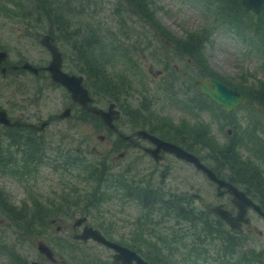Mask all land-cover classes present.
<instances>
[{
	"label": "rangeland",
	"instance_id": "obj_1",
	"mask_svg": "<svg viewBox=\"0 0 264 264\" xmlns=\"http://www.w3.org/2000/svg\"><path fill=\"white\" fill-rule=\"evenodd\" d=\"M5 1L12 6L16 20L22 22L10 33L12 41L18 42L20 52L30 53L32 63L49 60L40 39L50 26L56 25H52L56 21L50 17L52 12L68 15L67 19L64 17L68 23L61 25L63 31L57 32L62 37L63 66L68 72L84 76V85L95 99V106L107 107L115 83L120 88V104L147 106L154 112L149 111L151 121L175 130L174 137L181 132L187 134L191 124L194 130L201 127L197 132L198 142L202 144L195 143L193 148L205 164L215 167L220 177L245 191L244 180L250 175L257 179L253 174L255 167L264 182V106L254 100L260 92L264 95V48L259 37L255 41L250 27L257 22L253 13H242L234 4V8L229 2L221 4L222 0H139L140 9L130 5L128 0ZM231 1L240 4V0ZM220 8H228L226 12L231 15L222 13ZM238 20L244 24L239 25ZM151 21L158 23L161 32ZM67 24L70 25L67 27ZM162 31L167 37L162 36ZM69 33L73 37L66 38ZM201 40V47L196 50L195 45L199 46ZM191 47L197 56L186 51ZM165 57L174 58L173 61L175 57H190L194 63L186 65L185 59L176 60L179 75L174 72L173 64L166 63ZM96 60L105 65L106 77L98 75L92 80L86 79L80 70L88 69L87 64L92 66ZM206 73L214 74L242 92L243 102L223 115L222 106L212 104L193 88L191 81ZM190 87L194 89L193 94ZM44 101L43 115L50 120L43 135L45 146L48 154L54 155V151L58 153L61 149L64 156L27 161L22 155L9 169L2 166L0 264H29L32 259H43L37 248L39 242L49 246L60 263L113 264V250L93 239L74 238L85 223L112 241L131 249L135 247V250L142 247L146 254L156 252L150 245L154 237L169 240L170 244L163 246L160 252L162 264H172L176 258L177 264H194L188 257L192 242L204 248L199 250L203 254L197 264H219L221 257L217 251L223 246L225 231L230 229L228 225L223 222V226L218 227L210 221L208 228L218 231L220 238L217 232L213 236L201 233L199 238L204 243L199 242L197 229H189L188 223L180 221L170 210L172 204L166 200L165 190L173 192L169 195H193L188 208L203 211L209 219L217 204L235 212L232 196L223 192L218 195L216 184L181 161H163L158 164L163 170L156 171L157 165L151 167L140 150L129 146L114 149L109 130L99 119L81 114L62 89L51 86ZM70 106V116L60 118L64 107ZM207 128L210 135L206 133ZM228 129L233 131L230 136ZM123 130L131 131L130 127ZM103 136L105 139H100ZM31 138L35 139V135ZM32 149L29 147L28 152ZM216 150L231 152L239 158L238 165L229 164ZM123 151H126L125 156L118 157ZM226 157L231 158V155ZM25 163L30 164L27 175ZM101 164L105 169L101 176L96 169L93 177L84 172V167L90 170L96 166L101 168ZM169 164L171 167L165 169ZM238 166L249 175L239 173ZM147 168L155 169V176L146 172ZM248 182L247 188L254 195L252 199L256 203L259 199L262 201L264 188L257 181ZM147 183L155 184L149 186L155 188L159 202L149 208L143 207L137 188H144ZM261 204L264 208V201ZM145 213L150 220L146 224L147 235L143 228L148 220H144ZM80 217H86L84 224L74 225ZM245 217L248 223L237 230L245 240L244 247L239 242V254L245 248L264 249V217L251 208ZM170 251L175 254H168Z\"/></svg>",
	"mask_w": 264,
	"mask_h": 264
},
{
	"label": "flooded vegetation",
	"instance_id": "obj_2",
	"mask_svg": "<svg viewBox=\"0 0 264 264\" xmlns=\"http://www.w3.org/2000/svg\"><path fill=\"white\" fill-rule=\"evenodd\" d=\"M11 7L12 6L9 3H7L5 0H0V116L1 118L9 121V123H4V121H1L0 119V163L2 162L3 159H7V158L13 159V160L19 159L20 154L24 155V153H28L29 147H33L32 156L35 157L36 159H39V160H43L47 158L59 159L61 158V156H64L63 150L60 149L58 153L54 151L53 152L54 155H50L48 154V151H47L48 147H46L45 146L46 143H44L43 135H45V132H46L45 130L50 124V120H48L49 117L43 115V112L45 113V110H46L43 108L46 102L44 100L47 99V90H49L51 86L57 89H62L63 91L67 92L69 96H70V93L67 91L64 85L54 81L51 78V73L48 69V65L50 63L52 55L49 49L44 44H42L41 40H42V37H44L45 35H48L49 42L55 45L58 51L60 52L61 70L69 74H75L73 72H68L63 66L64 57H63L62 51L60 50L62 37L58 34L59 32L63 31L61 28V25L63 23H68L67 20L64 19V17H66L67 19L68 15L65 16L62 12H52L50 17L53 16L54 18L52 19L56 20L55 22H52V25L53 23L56 25L50 26L48 28V33L43 34L40 39V44L49 53V60L46 62L42 61L40 63L34 64L30 61L31 60L30 53L25 50H22L20 52L18 49V42L15 43L14 41H12V37L10 36L11 35L10 33L11 32L13 33L14 26H18V22L19 23H22V22L16 20L15 18L16 13L12 10ZM69 25L70 24H67V27ZM6 31H7V34H6ZM69 31L77 32L78 30L69 29ZM22 34H24V32ZM71 37H73V35L69 33L66 38H71ZM186 51L189 52V54L193 53L192 47L190 49H187ZM184 59H185L184 57H175V61L184 60ZM164 60L168 64L169 63L173 64L174 72L180 75V72H179L180 66L175 65L174 63L175 61H173L174 58L165 57ZM185 60H186V65H191L192 63H194L193 58L186 57ZM205 76H212L224 82L226 85H228L225 81L215 76L214 74H203L200 78H197V79L200 80ZM197 79L192 80L191 83L196 86L198 92L200 93V89L198 85L196 84ZM82 81L84 82V80ZM209 87L213 88V86L211 85H209ZM190 89H191V93L193 94L194 89H192L191 87ZM119 92H120V88L117 85H115V83H113L111 92H110L112 99L109 100L106 108L95 106L94 105L96 103L95 99L91 96L92 102L89 103L90 107L94 106L98 109L108 111L110 103H114V106L111 109L113 119L111 120L109 124L105 123L100 117V115L96 114L95 112L91 110L84 109L80 104L74 103L71 100V98L70 100L76 107L79 108L81 114L87 117L99 119L100 124H102L103 127L109 130V132L113 135V138L111 140H112V146L114 149L115 148L118 149L121 146L125 148L129 146L134 149L140 150L142 152L143 157L148 160V164L151 167H153V165H157V167L155 168L156 171L163 170L162 166H158V164L163 161H166L168 163H173L174 161L176 162L181 161L182 163L186 165H190L194 167L195 170L202 172L201 169L196 168L192 163H189V161L176 157L173 153L164 150L162 146H160L157 149L156 144L152 141L150 137L147 136V135L157 136L158 138L164 141L170 142L172 144H175L177 146H180L181 148L195 155V152L193 151L194 150L193 144L195 143L202 144L198 142L199 135L197 132L201 130V127H198L197 129L194 130V125L191 124V130H188L189 132L187 134L184 132H181L180 135L175 134V137H174L172 132L177 133L175 130L173 131L169 129L167 126L165 128L164 127L165 125L162 123L151 121L152 116L149 113L151 112L153 114L154 112L151 111L147 106L137 105L134 107L132 106L127 107L124 104L123 105L120 104L118 101ZM202 96L205 97L206 95H202ZM207 105H210V104H207ZM217 106L220 107V105H217ZM67 108L69 109V115L61 117L62 112L65 111ZM38 109L40 110L38 111ZM222 109L224 110L223 115H225L233 111L234 108L229 111H226L224 107H222ZM71 111H72L71 106L64 107V109L60 112L59 117L67 118L70 116ZM29 118H31L32 120L28 121ZM15 123H18V125H15ZM41 125L43 126L41 127ZM128 127H130L131 131L123 130V128H128ZM206 133L207 135H210L208 128L206 129ZM232 133H233L232 130L230 129L227 130L228 136H230ZM34 135H35V139H32L31 136H34ZM212 138L215 139V137H212ZM100 139L102 140L105 139V136L101 137ZM260 143H263V142H260ZM260 148L263 149V144L260 145ZM125 154H126V151L120 152L118 154V157H124ZM196 156L205 166H207L208 168H211L210 166H208L201 160L199 155H196ZM167 157H173L174 160L172 161L168 159ZM152 160H153V163H152ZM170 167L171 165L169 164L166 166L165 169H169ZM155 169L147 168L145 170L146 172L151 173L150 175H154L156 173ZM0 170L2 171V165H0ZM214 172L216 173V175H218V177H220L217 171L214 170ZM202 174L205 175L203 172ZM147 184H148L147 186H143L144 188H142L141 186H137V188L140 190L139 197L142 198L141 193L144 192L145 190L148 195V200L157 201L158 198H157V192L155 188H152V186H149V185H155V184H150V183H147ZM165 191H166V200L171 202L172 206L170 207L172 208H175V206L179 207V205L184 208H188L187 205L191 202V199L193 198V195H191L190 197L189 196L186 197L184 193L180 195L179 194L169 195L170 193H173V192H171L170 190L169 191L165 190ZM2 193L3 192L0 191V204L2 202ZM155 194H156L155 199H153V195ZM129 198H132V196L129 195ZM145 208H148V207H145ZM149 213H151V211ZM79 219H84L81 222V224H84V222L86 221V217H80ZM144 220L145 221L147 220L144 223V227H143L147 235L146 224L150 222L149 214H146V213L144 214ZM75 223L76 221L74 222V224ZM112 242H115V241H112ZM122 246H125V245H122ZM125 247L135 252L142 259H144L146 256L145 251L144 250L142 251V247L139 248L138 246L139 248L138 250H135L134 246H133L134 248L132 249L129 248L128 246H125ZM3 252H6V251H3ZM38 252L40 253V256L41 257L43 256L44 258L40 260L32 259L29 261V264H32V262H38L40 264H65V261H62V263H60L57 260L55 256V252L53 250H52V258L47 257L44 253L40 252L39 250ZM8 258H11V257H8ZM13 261L16 262V260H13ZM132 263H135V260L132 261Z\"/></svg>",
	"mask_w": 264,
	"mask_h": 264
},
{
	"label": "water",
	"instance_id": "obj_3",
	"mask_svg": "<svg viewBox=\"0 0 264 264\" xmlns=\"http://www.w3.org/2000/svg\"><path fill=\"white\" fill-rule=\"evenodd\" d=\"M241 5L255 14H259L264 9V0H240ZM49 51L51 52V60L48 65V69L51 73V78L64 85L67 91L70 93L71 100L74 103L80 104L84 109L91 110L96 114L100 115L102 120L109 124L113 119L112 107L114 103H110L108 111L98 109L94 106H89L92 102V97L89 94L88 89L83 85V76L69 74L61 70V55L57 47L49 42V36L45 35L41 40ZM196 84L200 87V92L202 94L208 95L214 102L225 107L226 111L231 110L237 105L242 103L243 95L236 91L235 89L229 87L220 80L212 77L205 76L203 80H197ZM212 85L213 88H210ZM69 109L67 108L62 112L61 117L68 116ZM4 123H9L8 120L1 118ZM14 124V123H13ZM18 125V123H15ZM43 125H41L42 127ZM156 144L157 149L162 146V148L168 152L173 153L179 158L185 159L195 165L196 168L201 169L209 179L217 183L218 195H221L223 191H220L222 187L226 188V191L232 196V203L235 205L237 210L233 213L231 210L225 208L222 204L216 205L212 208V211L224 221L231 229H241L243 223H248L249 219L246 216L247 210L249 208L254 209L258 214L264 217V211L261 207L253 201V199L246 194L245 191L233 185L232 183L226 181L225 179H220L217 177L215 172L205 166L199 158L191 152H188L170 142L164 141L157 136L147 135ZM84 219H78L74 225H79ZM75 239H82L84 241L88 239H93L97 242L102 243L106 247H109L115 251L113 255L114 263L120 264H150L139 257L135 252L129 250L125 246H122L116 242L108 240L104 235L101 234L99 230L91 226L85 225L81 233L74 235ZM38 250L44 253L47 257L52 258V250L46 244L39 242ZM135 260V263L132 261ZM32 264H40L38 262H32Z\"/></svg>",
	"mask_w": 264,
	"mask_h": 264
},
{
	"label": "trees",
	"instance_id": "obj_4",
	"mask_svg": "<svg viewBox=\"0 0 264 264\" xmlns=\"http://www.w3.org/2000/svg\"><path fill=\"white\" fill-rule=\"evenodd\" d=\"M129 4L130 5H134L137 9H140V1L139 0H128ZM136 2V3H135ZM224 2H229L231 3V8H234L233 4L235 6H237L238 8H240L242 10V13H245L247 15H249L250 12L246 11L245 9H243L240 4L237 2V1H228V0H222L220 1L221 4H223ZM223 7H228L227 5H224ZM221 12L222 13H226L228 16H230V12H226V9L228 10V8H220ZM137 12V11H136ZM143 13V12H141ZM137 14H140V13H137ZM251 14V13H250ZM256 19H257V22H253V24L250 25L251 27V30L253 32V36L255 37V41H256V38L259 37L260 39V45L264 48V10L259 14V15H255L254 16ZM151 25H154L156 27H158V23L154 22V21H151L150 23ZM238 24L239 25H243L244 23H242L240 20H238ZM160 27V26H159ZM157 28L160 30L161 32V29L160 28ZM158 30V31H159ZM90 32V31H89ZM88 32V33H89ZM94 33V30L92 31V35ZM162 33L164 35L162 36H166V33L164 31H162ZM108 34V32L106 33ZM88 35V34H87ZM199 43V42H198ZM201 43H202V40L200 41L199 43V46L198 45H195V49L198 50L200 47H201ZM193 56L195 57V55L197 56V54L195 52H193ZM88 65V69H84L80 72H82L85 76H86V79H89V80H92L93 76H100V77H106L104 72H105V65L101 62V63H97V60L95 62H92V66H89ZM93 73H95V75H93ZM95 80H97V78H94ZM258 98H254L255 101H257L259 104H261L262 106H264V95L261 94V92L258 94ZM212 104H214L213 102H211ZM194 152L196 151L195 149L193 150ZM216 152L218 154H222L223 158L225 160L228 161L229 164H234V165H238L237 163H239V158H237L235 155L233 156L231 152L229 151H220V150H216ZM224 152V153H223ZM227 156H230L231 155V158H228L226 157ZM21 156L20 155V159H21ZM236 157V159H235ZM22 159H26L27 161L29 160H32V161H39V159H36L35 157L32 156V151L28 152V153H24L23 155V158ZM14 160H18V159H14ZM13 159H3L2 162L0 163V165L3 166V168L5 169H9V166H12L13 163L15 162ZM26 167H25V170H26V175L30 173V164L28 163H25ZM103 167V164H101V168L99 166H96V168H91L90 170H87L85 167H84V172L86 174H89V177H93L94 176V173H95V169L98 171V174L99 176H101L102 174L105 173V169L102 168ZM239 168H242L240 166H238V172L239 173H242L243 175H249L247 170L246 169H243V171ZM15 172H17L16 170H13ZM107 172V171H106ZM253 174L255 175V177H257V179L255 180L254 177H252L251 175L248 176V179L251 180L252 182L253 181H257L258 185L261 187V188H264V182L263 180L261 179V176H260V173L259 171L253 167ZM101 178V177H100ZM104 178V176L101 178V180ZM244 180V184H246V187H245V191L246 193L251 197L254 196L253 193L251 192L250 189L247 188L248 184H249V180ZM142 195V198L140 197L139 200L142 202V205L144 207H151L153 205H156L157 203H159L158 201H150L148 200V195H147V192L144 190V192L141 193ZM260 202H258L259 204H261V202L264 201V198L263 200L261 201L259 199ZM262 207H263V203L261 204ZM264 209V208H263ZM170 210H172L173 212H175V215L177 218L180 219V221H185L188 223V228L189 229H193L194 228V231L195 229H197V239L199 242H202L204 243V240L200 239L199 238V235L202 233L204 235H207V236H213L214 233H218V231H212L208 228V224L210 221H213V223L216 224V226L218 227H222L223 226V222L218 219L215 215H211V220L208 218V216L206 217L203 213V211L201 212H197L195 211V209H188V208H184L182 206L179 205L178 206H175V208H172L170 207ZM198 227H200V230H198ZM149 237H152V234H148ZM242 236V237H240ZM218 237H219V233H218ZM159 238V239H158ZM182 239H186L187 237H180ZM220 238V237H219ZM242 242V247H244V237L243 235L237 231V230H231V229H228L225 231V238L223 239V246L222 248L220 249V251H217V254H219V256L221 257L220 260H218V263L219 264H264V249H250V248H245L244 251L239 254V250L237 249V247H240L239 246V242ZM171 243H175V244H178L177 242H171ZM170 244V241L169 240H166V239H162L161 237H157L155 238L154 237V242H152L150 245H153V247L155 248L156 252L155 254H146L145 256V259L147 261H149L151 264H162V256L160 255V252H162L164 249H163V246H166ZM185 245V244H183ZM204 248H200V246L196 243V242H192L191 245H190V250L191 252L188 254L191 259H192V263L194 264H197V259H200V257L202 256L203 253H201L199 250H203ZM242 249V248H240ZM169 249H167L168 251ZM175 250V249H174ZM208 251V250H206ZM170 255H173L175 254V252L173 251H170V253H168ZM175 257H177V254L175 255ZM187 256L184 257V259L186 258ZM201 260V259H200ZM172 264H177V258L176 260L172 263Z\"/></svg>",
	"mask_w": 264,
	"mask_h": 264
}]
</instances>
